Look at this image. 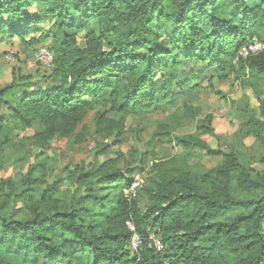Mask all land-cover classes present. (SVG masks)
Masks as SVG:
<instances>
[{
	"label": "trees",
	"instance_id": "16d2710c",
	"mask_svg": "<svg viewBox=\"0 0 264 264\" xmlns=\"http://www.w3.org/2000/svg\"><path fill=\"white\" fill-rule=\"evenodd\" d=\"M16 39L23 53L42 44L52 54V83L23 91L30 77H20L0 87V111L9 110L0 115V156L16 147L15 131L43 127L28 138L49 143L72 137L91 113L103 155L109 140L123 142L132 115L178 113L181 104V115L195 119L200 110L179 101L212 87L181 78L183 62H207L219 79L235 75L255 94L254 84L264 82V54L239 57L252 40L264 43V0H0V40ZM258 114L245 128L263 142L264 101ZM203 123L196 135L159 125L153 139L183 155L148 168L141 158L139 169L147 171L137 174L132 199L125 191L134 154L57 179L36 157L19 184L1 179L0 264H264V168L243 167L237 142L228 153L211 149L200 136L213 135L212 116ZM197 150L218 158L202 175L188 165ZM127 222L140 239L136 252ZM152 234L162 252L150 247Z\"/></svg>",
	"mask_w": 264,
	"mask_h": 264
},
{
	"label": "rangeland",
	"instance_id": "374dc122",
	"mask_svg": "<svg viewBox=\"0 0 264 264\" xmlns=\"http://www.w3.org/2000/svg\"><path fill=\"white\" fill-rule=\"evenodd\" d=\"M43 29L47 28L44 26ZM78 44L83 47L84 43L79 39ZM42 46H35L33 52L26 54L17 39L0 40V87L7 86L20 77H30L22 84L20 90L23 91L31 89L34 85L43 87L51 84L52 81L48 78L50 71L41 67L35 60L38 51L46 49ZM13 53L15 56L10 58ZM178 73L193 85L203 82L200 89H206L208 83H211V90L207 89L202 93L190 92L179 101L186 100L191 108L200 110V116L193 120L183 117L181 104L178 113L164 108L132 115L125 121L123 142L113 145V140L108 141V145L112 144L109 155L100 153L106 144L103 138L94 133V113L86 117L72 137H55L49 143H35L28 138L34 134L41 135L44 132L43 127L34 125L24 133L15 131L12 133V140L16 147L5 150L0 156V180L11 179L13 183L19 184L27 167L34 163L36 157L45 161L50 170L54 171L53 178L57 179L65 178L68 172L74 171L75 168L96 167L108 159L116 158V154L122 155V159L126 161H131L130 156L134 154L136 166L132 177L140 173L142 179L147 170L141 173L138 165L141 158H144L148 168L155 161L183 155L178 147L166 139H153V133L158 130L160 124L168 123L175 135H196L199 134L197 127L206 125L203 120L208 115L212 116L211 128L214 133L200 136L201 140L211 149L225 153L230 152L232 143L237 142L241 165L256 171L262 170L264 141H255L247 132L245 122L247 117L259 116L260 102L264 101V82L254 84L259 93L255 94L251 88L242 86L235 75L226 80L219 79L218 73L203 61L183 62ZM7 113L8 107L3 106L0 115ZM217 163V157L210 158L204 151L197 150L190 156L188 165L202 175ZM53 178L49 182H52Z\"/></svg>",
	"mask_w": 264,
	"mask_h": 264
},
{
	"label": "built area",
	"instance_id": "2783aa9c",
	"mask_svg": "<svg viewBox=\"0 0 264 264\" xmlns=\"http://www.w3.org/2000/svg\"><path fill=\"white\" fill-rule=\"evenodd\" d=\"M260 54H264V43L258 41L257 39L252 40L249 44L244 46L240 52L239 57L245 59L251 56H257ZM15 54L13 53L10 58H13ZM36 63L40 64L41 67L50 70L53 63V56L47 49H40L35 57ZM140 185L139 177H134L133 184L131 188L125 191V195L128 199H132L136 195V188ZM127 229L132 234L130 240V247L133 252H136L141 243L138 235L135 233L134 226L131 222L126 223ZM150 247L153 248L156 252L163 251V244L161 241L154 236L153 234L149 237ZM167 264V263H165Z\"/></svg>",
	"mask_w": 264,
	"mask_h": 264
}]
</instances>
